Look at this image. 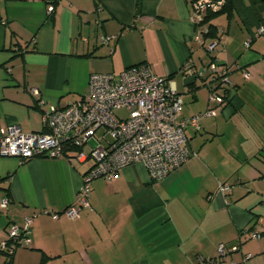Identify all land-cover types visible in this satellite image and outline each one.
<instances>
[{"label":"crops","instance_id":"obj_1","mask_svg":"<svg viewBox=\"0 0 264 264\" xmlns=\"http://www.w3.org/2000/svg\"><path fill=\"white\" fill-rule=\"evenodd\" d=\"M193 1L0 0V128L44 131L43 105L29 88L47 104L65 105L86 93L91 73L147 63L171 81L184 116L210 106L207 87L184 77L185 65L200 68L214 56L230 81L216 114L200 117L199 129L187 127L184 164L158 180L142 162L94 179L89 206L75 219L60 212L88 162L0 156V201L8 200L0 207V245L10 223L35 214L30 243L8 264H198L200 256L215 257L219 244L239 247L223 264H264V31L255 36L264 0H228L229 13L209 22L216 37L203 44L194 39L205 23ZM214 41L210 55L206 45ZM221 182L231 186L224 195ZM6 260L0 253V264Z\"/></svg>","mask_w":264,"mask_h":264},{"label":"built area","instance_id":"obj_2","mask_svg":"<svg viewBox=\"0 0 264 264\" xmlns=\"http://www.w3.org/2000/svg\"><path fill=\"white\" fill-rule=\"evenodd\" d=\"M210 0H194V16L197 21ZM53 9L52 5L48 10ZM260 26L255 33L261 34ZM207 29L195 31L194 39L201 44ZM105 36L102 42L113 38ZM251 40L245 41L249 47ZM208 53L216 50V42L206 45ZM184 77L202 80L208 89V109L199 114L184 116L181 114L182 100L171 81L153 73L147 63H140L124 68L118 73H91L86 93L78 100L65 105L47 104L40 97L39 90L29 88L31 94L39 98L43 105L42 132H22L18 125L10 124L0 128V156L16 157L25 161L36 156L67 157L74 162H90L81 176L80 185L74 200L60 213L70 219L79 216L80 208L89 206L91 183L96 178L110 180L125 166L142 162L153 180L166 176L180 167L191 154L188 146L187 127L199 129L202 116H214L215 107L226 102L222 92L228 89L227 67H222L213 56L210 62L200 68L185 65ZM247 75V74H246ZM226 91V90H225ZM123 110L124 115L118 114ZM104 132L95 138L96 132ZM88 148V153L83 148ZM231 186L226 182L218 184V191L224 195ZM8 200L2 199L0 207L7 206ZM51 214L53 218L59 213ZM35 214L25 217L22 225L10 223L6 229V240L0 245V253L9 258L16 248L27 246L31 239V223ZM259 232H251L250 237L257 238ZM234 245L227 248L217 246L215 257H198V264H223V257L229 251H236ZM251 255L246 254V258Z\"/></svg>","mask_w":264,"mask_h":264},{"label":"trees","instance_id":"obj_3","mask_svg":"<svg viewBox=\"0 0 264 264\" xmlns=\"http://www.w3.org/2000/svg\"><path fill=\"white\" fill-rule=\"evenodd\" d=\"M218 1H220V0H210L211 4L208 3V6L206 7V9L202 15V19L200 20V22H201V24L205 23V25H203V27L205 26V28L207 29V32L204 33L203 38L207 37V36L215 38L216 37V31H215V28L209 23L210 20L222 12H228L229 13V11H230V10H228V0H225V1L223 0L224 4L221 5L220 8L218 7V9L217 8L214 9V5L217 4ZM211 58H213V56H211ZM194 81L192 83H194ZM192 83H190L189 85L192 86ZM41 264H44V262H41Z\"/></svg>","mask_w":264,"mask_h":264},{"label":"rangeland","instance_id":"obj_4","mask_svg":"<svg viewBox=\"0 0 264 264\" xmlns=\"http://www.w3.org/2000/svg\"><path fill=\"white\" fill-rule=\"evenodd\" d=\"M118 114H120V115H124V111L123 110H120V111H118ZM104 132V129L103 128H100L97 132H96V135H95V138H99L100 137V135L102 134ZM83 152L84 153H88V148H84L83 149ZM90 162H88L87 164H89Z\"/></svg>","mask_w":264,"mask_h":264}]
</instances>
